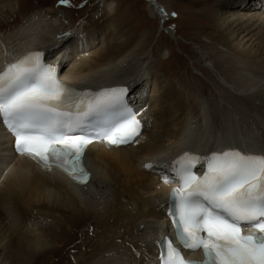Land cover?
Here are the masks:
<instances>
[{
  "label": "bare ground",
  "instance_id": "6f19581e",
  "mask_svg": "<svg viewBox=\"0 0 264 264\" xmlns=\"http://www.w3.org/2000/svg\"><path fill=\"white\" fill-rule=\"evenodd\" d=\"M23 1L0 3V22H17L0 26V68L41 48L61 58L81 88L125 86L145 128L135 145L92 144L85 156L91 180L74 185L60 170L14 157L0 126V264H40L59 240L78 241L83 224L69 264H150L152 236L167 226L169 183L162 177L175 153L232 146L264 153V0H213L207 24L218 33L205 34L194 52L196 67L213 80L209 94L188 69L178 79L155 72L171 54L140 49L149 30L125 43L131 34L107 20L76 27L63 14L30 13ZM147 1L165 25L173 10ZM98 4L108 19L116 15L113 0ZM154 159L163 170L145 167Z\"/></svg>",
  "mask_w": 264,
  "mask_h": 264
},
{
  "label": "snow or ice",
  "instance_id": "6c2138e0",
  "mask_svg": "<svg viewBox=\"0 0 264 264\" xmlns=\"http://www.w3.org/2000/svg\"><path fill=\"white\" fill-rule=\"evenodd\" d=\"M42 56L30 53L0 72V122L15 136L17 153L86 183L88 145L94 139L128 144L140 134V121L125 104L126 88L81 91L58 79L57 67ZM200 161L185 153L174 162L181 184L172 191L171 214L183 247L202 249L205 259L187 260L165 239L162 264H264V156L213 154L207 172L198 176L193 168ZM242 225L255 231L245 235Z\"/></svg>",
  "mask_w": 264,
  "mask_h": 264
},
{
  "label": "rangeland",
  "instance_id": "374dc122",
  "mask_svg": "<svg viewBox=\"0 0 264 264\" xmlns=\"http://www.w3.org/2000/svg\"><path fill=\"white\" fill-rule=\"evenodd\" d=\"M4 1L0 0V3L3 4ZM13 1L16 3L18 0ZM24 1L30 13L37 12L44 15L50 11L53 15L63 14L66 20L68 19L66 23L69 22L71 25L76 23V27L78 23H83V21H85L84 25L88 24L95 27L107 20L114 27L115 25L120 26L117 28L121 30L123 35L128 32L131 34L130 38L124 40L125 43L131 42L135 39L134 37L141 36L140 34L149 30L146 43H141L139 45L140 49L142 48L144 51L146 48L147 54L155 53L157 55L160 53L159 48L166 47L169 48L168 52L171 54L170 59L164 62L163 66L160 65L162 59L159 58L155 72H158V70L159 73L166 72L167 75L172 74L178 79L188 69L192 78L198 80L199 84L203 83L205 85L204 88L207 94L213 92L211 76L204 73L200 67H196L194 63L195 43L201 41L209 33H218L215 28L207 24L208 18L206 16L211 5H214L213 0H157L173 10L171 19L165 20V25L158 14L154 12L157 15L155 17L150 15L147 0H113L115 4H118V10L116 15L109 19L107 13L98 6L99 0H68L67 3H61L60 0ZM21 13L17 12L18 18H20ZM9 18L8 21H11ZM16 24L17 22L7 26L4 22H0L1 28L7 30L12 29L13 25L16 26ZM84 225L86 224H83L78 230V241L81 238L80 231L82 232ZM65 238L67 239L66 235ZM78 241L73 240L69 242L70 245L66 246L63 240H59L57 244L59 247L54 249V253L51 251L46 254V258L40 260V264H69L75 262L76 249L74 245Z\"/></svg>",
  "mask_w": 264,
  "mask_h": 264
}]
</instances>
